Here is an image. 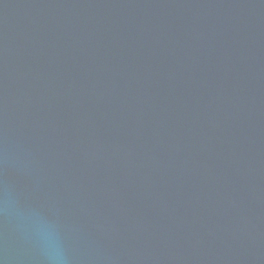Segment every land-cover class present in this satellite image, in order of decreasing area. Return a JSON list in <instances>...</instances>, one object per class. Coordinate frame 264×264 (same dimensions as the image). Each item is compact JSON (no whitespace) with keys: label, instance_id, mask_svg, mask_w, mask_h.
I'll return each mask as SVG.
<instances>
[{"label":"water","instance_id":"water-1","mask_svg":"<svg viewBox=\"0 0 264 264\" xmlns=\"http://www.w3.org/2000/svg\"><path fill=\"white\" fill-rule=\"evenodd\" d=\"M0 209V264H264V0H0Z\"/></svg>","mask_w":264,"mask_h":264},{"label":"clouds","instance_id":"clouds-1","mask_svg":"<svg viewBox=\"0 0 264 264\" xmlns=\"http://www.w3.org/2000/svg\"><path fill=\"white\" fill-rule=\"evenodd\" d=\"M7 204L8 202L5 200L3 206L6 208ZM40 241L45 264H67L64 249L55 233H47L40 237Z\"/></svg>","mask_w":264,"mask_h":264}]
</instances>
